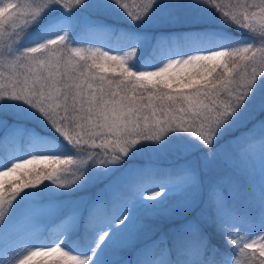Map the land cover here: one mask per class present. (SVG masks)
<instances>
[{
	"label": "snow or ice",
	"instance_id": "snow-or-ice-1",
	"mask_svg": "<svg viewBox=\"0 0 264 264\" xmlns=\"http://www.w3.org/2000/svg\"><path fill=\"white\" fill-rule=\"evenodd\" d=\"M0 264H264V0H0Z\"/></svg>",
	"mask_w": 264,
	"mask_h": 264
},
{
	"label": "rangeland",
	"instance_id": "rangeland-1",
	"mask_svg": "<svg viewBox=\"0 0 264 264\" xmlns=\"http://www.w3.org/2000/svg\"><path fill=\"white\" fill-rule=\"evenodd\" d=\"M110 23H117L119 26H123L118 21H109ZM74 46H81V47H88V46H96L99 47L101 44L95 43V44H89L84 42V40H81ZM110 47L114 51V54L119 51L121 48L124 47V42H117L113 41L110 44ZM106 50H108V47L106 46ZM124 50H127L126 48ZM167 57V50L162 49L158 54L153 55L152 54V48L151 44H147L138 54V57L135 59V62L139 64L141 67V70H151V65L154 64H160L162 66L163 62H166ZM26 151H30V149H27L26 147L24 149H21L20 147H17L15 150L16 155H24ZM5 154H7V149H5ZM141 160H146L147 156H141ZM178 161L175 157V155H168L167 157H164L160 160V163L162 165H169L173 163H178ZM257 174L259 172V165L257 162V168H256ZM57 231L51 227L45 228L43 225L33 228L31 227L26 221H21L18 225V235L16 237V243L21 246V249H23L25 246H31V245H47L52 244L57 239Z\"/></svg>",
	"mask_w": 264,
	"mask_h": 264
}]
</instances>
